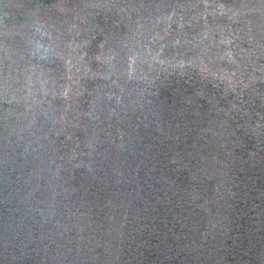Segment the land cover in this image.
<instances>
[{
    "label": "water",
    "instance_id": "1",
    "mask_svg": "<svg viewBox=\"0 0 264 264\" xmlns=\"http://www.w3.org/2000/svg\"><path fill=\"white\" fill-rule=\"evenodd\" d=\"M0 264H264V0H0Z\"/></svg>",
    "mask_w": 264,
    "mask_h": 264
}]
</instances>
